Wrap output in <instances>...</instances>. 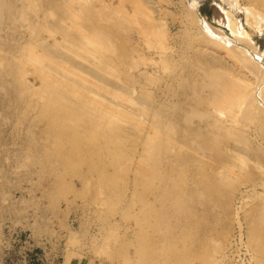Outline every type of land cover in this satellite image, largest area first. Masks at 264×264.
Returning a JSON list of instances; mask_svg holds the SVG:
<instances>
[{
  "label": "rangeland",
  "instance_id": "obj_1",
  "mask_svg": "<svg viewBox=\"0 0 264 264\" xmlns=\"http://www.w3.org/2000/svg\"><path fill=\"white\" fill-rule=\"evenodd\" d=\"M235 2L0 0V264H264V0Z\"/></svg>",
  "mask_w": 264,
  "mask_h": 264
},
{
  "label": "bare ground",
  "instance_id": "obj_2",
  "mask_svg": "<svg viewBox=\"0 0 264 264\" xmlns=\"http://www.w3.org/2000/svg\"><path fill=\"white\" fill-rule=\"evenodd\" d=\"M227 5H229L230 7L234 8L236 7V2L235 0H223ZM33 6V5H32ZM198 3L197 1H194L191 3L190 5V11H191V15L193 17V22L197 23V25H200V26H204V23H203V18L199 15L198 13ZM32 8V7H31ZM226 9V8H225ZM225 9H222L223 13L227 16V24H228V29L231 33V35H233V38L237 37V41H239V38L241 39L240 41H243L244 39L246 41H251L250 40V37H249V34L244 30V28L242 27V25L239 23V20H237L233 15L232 13H230L229 11L225 10ZM236 9V8H235ZM32 10V9H31ZM22 11V10H21ZM189 11V10H188ZM189 11V12H190ZM39 12V11H38ZM232 12V11H231ZM252 9H249L247 11V15L250 16L252 15ZM190 15V14H188ZM191 17V16H190ZM256 17V16H255ZM260 19V18H258ZM249 24V23H248ZM65 26H67L65 24ZM70 28V26H68ZM205 28V27H204ZM213 31V30H212ZM239 37V38H238ZM217 39V38H216ZM215 39V40H216ZM243 39V40H242ZM236 40V38H235ZM92 41V40H91ZM253 43V41H251ZM254 44V43H253ZM234 46V45H233ZM231 46V47H233ZM237 49L240 50V48L237 47ZM243 49V48H242ZM240 50L241 51V54L243 55L242 57H244L243 59H246V61L243 62V65L245 67L248 68V66H251V68H253L256 64H253V63H257L258 65H261L263 64L262 63V60L260 59L261 57H264V52H257L258 53V56L254 55V54H250L248 52H245L243 50ZM245 52V53H244ZM262 68L260 69H264V65L260 66ZM264 71V70H263ZM233 84H231V86L229 87V89L227 88H224L225 91H223V93H221L220 95V98L215 100V103H217L216 105L220 107L221 106H224L225 104L229 103L230 101V93L234 90H237L238 88L235 87V86H232ZM228 86V83L225 84V87ZM255 92V90L252 89V93L253 94ZM257 92V90H256ZM219 93V92H218ZM252 98V97H251ZM253 98L252 100L250 101V104L252 105L253 104ZM87 102V101H86ZM217 115H223L225 113L221 112L220 110L218 111L217 109ZM228 116V115H227ZM236 119H238V116L237 115H234L233 113V116L230 118V121L231 122H235L236 124ZM218 120V119H217ZM239 120V119H238ZM220 122V121H219ZM217 123V121H215V124ZM218 124V123H217ZM237 124H238V121H237ZM234 125V124H233ZM246 139V138H245ZM239 153L235 152L233 153V157L236 159V161H239L241 164H244V158H242L243 156H241ZM128 209V208H127ZM264 219V218H263ZM113 225V224H112Z\"/></svg>",
  "mask_w": 264,
  "mask_h": 264
}]
</instances>
